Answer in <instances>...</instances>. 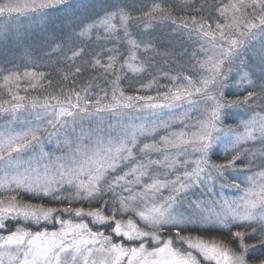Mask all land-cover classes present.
<instances>
[{
  "label": "snow or ice",
  "instance_id": "obj_1",
  "mask_svg": "<svg viewBox=\"0 0 264 264\" xmlns=\"http://www.w3.org/2000/svg\"><path fill=\"white\" fill-rule=\"evenodd\" d=\"M0 264H264V0H0Z\"/></svg>",
  "mask_w": 264,
  "mask_h": 264
}]
</instances>
